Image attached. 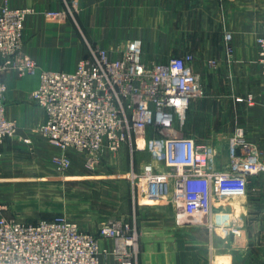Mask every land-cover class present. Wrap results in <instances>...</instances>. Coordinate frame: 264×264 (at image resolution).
<instances>
[{"label": "crops", "instance_id": "crops-1", "mask_svg": "<svg viewBox=\"0 0 264 264\" xmlns=\"http://www.w3.org/2000/svg\"><path fill=\"white\" fill-rule=\"evenodd\" d=\"M9 1L12 6L33 10L24 28V53L38 65L35 74L21 75L13 70L4 78L7 116L17 124L21 143L45 120L42 109L30 99L39 88L42 71L73 72L88 49L86 43L99 44L117 54L124 42L141 40L147 64L193 55L191 68L199 79L201 94L190 104L184 134L200 144L217 147L216 167L228 169L229 139L241 126L236 122L234 127L231 110L237 108V103L247 104L250 87L261 78L254 40L262 35L264 25L255 16V0H69L74 7L71 10L66 8L67 0H22L16 5ZM50 11L64 15L51 18L46 15ZM255 32L261 33L255 36ZM226 33L232 35L231 59L225 53ZM258 111L262 119L264 111ZM5 144L6 161L0 166V216H9L3 204L15 195L17 182L32 183L34 179L39 184L55 182L63 186L52 163L53 157L60 154L57 148L44 143ZM105 156L107 166L113 168L112 175L105 177L112 199L108 210L12 212L25 220L63 214L92 234L108 218L125 221L134 236V244L127 249L130 255L118 258L114 254L118 242L100 239V247L109 251L103 257L105 264H264V202L250 210L217 209L208 219L179 217L169 198L150 203L147 194L135 185L134 174L152 160L148 151L122 146L115 154L107 152ZM252 181L264 189L263 177ZM248 212L254 214L247 218ZM233 225L242 230L241 237L230 233Z\"/></svg>", "mask_w": 264, "mask_h": 264}, {"label": "built area", "instance_id": "built-area-1", "mask_svg": "<svg viewBox=\"0 0 264 264\" xmlns=\"http://www.w3.org/2000/svg\"><path fill=\"white\" fill-rule=\"evenodd\" d=\"M31 13V9L8 5L0 10V157L3 142L17 131L6 115L4 78L13 70L35 74L38 67L22 51L24 26ZM46 15L59 19L64 14L50 11ZM257 43L264 92V34ZM224 44L231 59L230 33L225 34ZM193 61V55L186 54L147 64L141 40H129L117 54L88 44V54L78 60L73 72L42 71L39 88L30 99L45 115L38 134L60 150L54 158L57 169L66 172L72 167L70 150L91 157L105 151L115 154L129 142L152 157L134 174L148 201L169 198L179 217L202 219L218 209V197L228 195L227 184L242 182L245 192L250 180L264 178V158L257 145L246 140L243 128L237 127L229 139L227 170L216 167L217 147L185 136L188 109L201 94ZM246 101L253 103L251 94ZM229 230L237 238L242 236L235 225ZM100 239L118 242L114 250L118 258L129 256L127 249L134 244L131 226L119 219L104 220L92 234L64 216L32 223L2 216L0 264H105L103 257L109 251L100 247Z\"/></svg>", "mask_w": 264, "mask_h": 264}, {"label": "rangeland", "instance_id": "rangeland-1", "mask_svg": "<svg viewBox=\"0 0 264 264\" xmlns=\"http://www.w3.org/2000/svg\"><path fill=\"white\" fill-rule=\"evenodd\" d=\"M16 1H22V0H11L13 5H16L15 3ZM67 1H68L67 2L68 7L66 8H68L69 10L74 8V7H71L72 5L70 1L69 0ZM7 5L9 7H17V5L12 6L9 0H4V2H2L0 6V10L2 7L7 6ZM254 6H255V16L257 18L260 17L262 20V24L264 25V0H255ZM25 23L26 24L24 28H26L27 26V21ZM45 23H47V21ZM257 28L258 26H255V29ZM260 33L255 32V36L260 35ZM262 34H264V31ZM257 39L258 38H255L254 42H255V46L258 48ZM83 41L84 43H86V40L83 39ZM238 41L243 42V40L241 39H238ZM96 45H99V44H96ZM86 46L88 48V43L85 44V47ZM24 50H25V39L23 35L22 51L24 52ZM87 54H88V49L83 55L86 56ZM30 58L32 57L30 56ZM260 77H261V70H260ZM250 91L252 92L251 95L253 98V101H252L253 103H248V101H245L247 102V104L244 102L237 103L238 104L237 108H234V107L232 108L231 115L234 120L233 123H235L234 127L236 125V122H238V124L241 125V126H238V128L241 127L244 129L246 140L252 144L257 145L259 151L261 152L264 158V130L262 129L264 126V114L261 119V114L258 113L259 112L258 110L260 109L264 111V92H263V85H262V77L260 78L259 83H257L255 86L252 85L250 87ZM4 104L6 106L5 94H4ZM6 115H7V109H6ZM17 135H18V127H17V131L15 135L11 138L5 139V141L3 142V155L2 157H0V166L6 161L4 157V145H6L5 143H10L16 146H39L38 143H44L47 146H52L49 142L44 140L38 134L37 129L34 135L32 134L30 138H25V139H29L30 141L29 143L25 142L24 141L25 139H23L22 143L24 144H22L17 138ZM252 137H254L255 139H252ZM123 146H131V145L129 142H127ZM106 153L107 152H103L97 156H92L93 157L92 159L91 156H86L84 154H80L76 151L70 150L68 151L67 154L72 159V167L66 172L59 171L54 164V158L59 156V154L53 157L52 159L53 168L58 174L61 175V176L60 175L58 176L62 178L63 186L60 188L59 186L55 184V182H47L46 183L47 185L39 184L35 182L37 180H34V179H31L32 183L17 182L15 186V190H16L15 195H13L12 197H7V199L4 200L5 203L3 204L4 207L6 206L5 210H7L8 212L7 214L9 216L5 214L2 216L6 218H17L19 214H17L16 211L15 213L14 211L12 212V210H16V209L21 210V211L27 210V211H32V212L38 209L40 210H43V209L72 210L74 209L75 211L79 210L85 213L87 211L91 212V211H96V210H108V208L111 206L112 199H110V195L108 193V190H110V186H109L110 183H109V180L105 179V177L112 175L113 168L111 169L106 164V161L108 160L106 159V156H105ZM72 176L74 177L72 178ZM97 177H103V179L97 180L96 179ZM249 182H250L248 186L249 188L245 192H243L242 190L243 189L242 182H239L236 184L232 183L229 186L227 184L226 190H227L228 195L223 198L218 197V204H216L218 206V209L236 208V210L238 211L240 209L242 210L243 207L249 208V207L260 206V204L264 202L263 200L264 199V189L260 185L258 186L252 180H250ZM135 185L136 186L138 185V180L136 179H135ZM75 198H78L79 202L76 201ZM253 214L254 212H252L251 214L250 212H248V215H246L245 217L249 218ZM2 216H0V218ZM57 216L66 217L63 214H59ZM18 220H21L27 223H32V222H36L41 219L35 218L31 220L30 219L25 220L20 217Z\"/></svg>", "mask_w": 264, "mask_h": 264}, {"label": "bare ground", "instance_id": "bare-ground-1", "mask_svg": "<svg viewBox=\"0 0 264 264\" xmlns=\"http://www.w3.org/2000/svg\"><path fill=\"white\" fill-rule=\"evenodd\" d=\"M27 9H30V8H27ZM32 10V9H31ZM32 12H33V10H32ZM63 72V71H62Z\"/></svg>", "mask_w": 264, "mask_h": 264}]
</instances>
